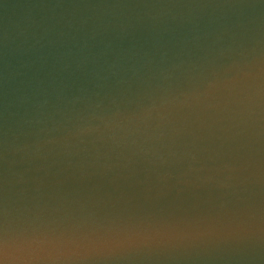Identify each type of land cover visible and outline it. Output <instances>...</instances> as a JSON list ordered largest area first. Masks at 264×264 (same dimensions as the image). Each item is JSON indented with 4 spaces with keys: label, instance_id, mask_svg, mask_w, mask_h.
<instances>
[{
    "label": "water",
    "instance_id": "95a60500",
    "mask_svg": "<svg viewBox=\"0 0 264 264\" xmlns=\"http://www.w3.org/2000/svg\"><path fill=\"white\" fill-rule=\"evenodd\" d=\"M0 226L10 264H264V0H0Z\"/></svg>",
    "mask_w": 264,
    "mask_h": 264
},
{
    "label": "snow or ice",
    "instance_id": "6c2138e0",
    "mask_svg": "<svg viewBox=\"0 0 264 264\" xmlns=\"http://www.w3.org/2000/svg\"><path fill=\"white\" fill-rule=\"evenodd\" d=\"M37 237H20L15 243L20 248H25L35 243H39ZM10 247V240L6 229L0 226V264H10L8 259V250Z\"/></svg>",
    "mask_w": 264,
    "mask_h": 264
}]
</instances>
